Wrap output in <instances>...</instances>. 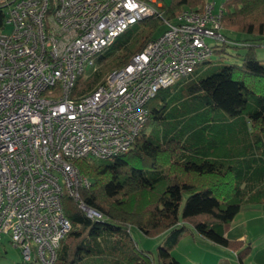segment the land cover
Returning a JSON list of instances; mask_svg holds the SVG:
<instances>
[{
  "label": "trees",
  "instance_id": "16d2710c",
  "mask_svg": "<svg viewBox=\"0 0 264 264\" xmlns=\"http://www.w3.org/2000/svg\"><path fill=\"white\" fill-rule=\"evenodd\" d=\"M202 2L162 1L161 17L130 26L96 56V69L82 84L76 81L73 97L90 93L126 65L161 33L163 20ZM222 6V29L232 36L213 46L217 58L157 91L146 105L147 123L125 153L73 162L90 180L79 188V199L105 220L91 219L77 201L69 208L63 199L71 227L54 264H153L149 251L135 245L132 228L146 237L169 236L157 250L162 264H182L171 250L189 227L235 252L239 262L249 254V244L229 240L225 229L243 205H264V62L254 49L264 42V0H225ZM226 47L244 50L234 54L239 62H226Z\"/></svg>",
  "mask_w": 264,
  "mask_h": 264
},
{
  "label": "built area",
  "instance_id": "2783aa9c",
  "mask_svg": "<svg viewBox=\"0 0 264 264\" xmlns=\"http://www.w3.org/2000/svg\"><path fill=\"white\" fill-rule=\"evenodd\" d=\"M0 27V241L22 261L54 264L71 224L65 196L79 199L90 180L77 159L125 153L147 123L161 88L210 59L207 39L224 41L222 5L183 7L128 63L90 93L73 97L77 75L127 28L161 17L158 0H8ZM96 67L94 68V70Z\"/></svg>",
  "mask_w": 264,
  "mask_h": 264
},
{
  "label": "rangeland",
  "instance_id": "374dc122",
  "mask_svg": "<svg viewBox=\"0 0 264 264\" xmlns=\"http://www.w3.org/2000/svg\"><path fill=\"white\" fill-rule=\"evenodd\" d=\"M162 1L168 2L169 0H162ZM205 1H212L214 2L215 6L218 7L222 5V2H224L225 0H205ZM163 29H164V24L161 30L159 31V33L162 32ZM221 34L227 37L232 36L230 32L225 30H222ZM207 43L210 46H216V45H220L222 42L215 41L212 39H207ZM254 49L257 59L262 60L264 62V42L262 43L259 42ZM225 50H226V54L224 56L228 58L226 62H239L238 57L235 58L234 54L236 53L242 54L244 52L243 49H235L231 47H226ZM216 58L217 55L212 54L209 60L212 62ZM95 67L96 65L84 66L82 73L77 75L76 81L79 84H82L86 80V78L93 73ZM64 201L66 206H68L69 208L72 206L73 200L70 197L65 196ZM255 209H257L258 211H262L264 215L263 208L257 207ZM244 212L251 213L249 212V208L246 205L242 207V213ZM241 215L242 214H240V216L238 217H241ZM253 224H255L254 227H256V229L258 230L255 229H254L255 231L250 230V238L253 240L247 242L250 243V245H253L255 243L254 241L255 239L264 237V216H258L255 221L250 222V226H252ZM130 233L135 245L138 248L149 251L153 264H162L157 258V250L158 247L163 246L168 241L169 236L166 233L156 237H146L134 228L130 230ZM198 238L200 237H198V235L194 232L192 228L190 227L187 228L184 231V236L181 238L180 242H178L177 245H175L174 248L171 250V256L176 260L178 259L183 260L186 264H194L192 261H195L197 259L203 260L205 264H215L213 261V257L217 258L219 254H221L219 252L220 250H217L216 248L217 246H214V244H212L213 246H210L207 240H203L201 238L200 240H198ZM19 262H22V256L19 248H15L9 242L8 237L4 236L2 238V241H0V264H16Z\"/></svg>",
  "mask_w": 264,
  "mask_h": 264
},
{
  "label": "crops",
  "instance_id": "0c3cea01",
  "mask_svg": "<svg viewBox=\"0 0 264 264\" xmlns=\"http://www.w3.org/2000/svg\"><path fill=\"white\" fill-rule=\"evenodd\" d=\"M158 1L160 4L162 3V0L161 1L158 0ZM245 205L249 208V212H251V213H245V212L242 213V207L244 206L243 205L241 207L240 211L226 225V229H225V236L229 240L241 241L243 244H246L248 241H253L250 238V230L251 231L258 230V229H256V227H254L255 224L250 226V222L255 221L258 216H264L262 211H258L257 209H255L257 207L264 209L263 204H258V205H256V204H245ZM253 208H254V210H253ZM240 214H242L241 217H238V216H240ZM249 227H250V229H249ZM183 236H184V233L181 234V236H179L177 243L180 242V240ZM200 238H198V240H200ZM201 239H203V238H201ZM203 240H205V239H203ZM254 241H255V243L253 245H250V243H248L250 246V252L243 259L242 262L238 261L235 252L229 250L226 247L211 243L209 241L208 242H209L210 246H213L212 244H214V246H217L216 247L217 250H220L219 252L221 253V254H219V256L217 258L213 257V261L215 264H264V237L257 238ZM177 243H176V245H177ZM213 248H215V247H213ZM178 260L181 263L186 264L183 260H181V259H178ZM192 262L194 264H205V262L203 260H200V259H197V260L192 261Z\"/></svg>",
  "mask_w": 264,
  "mask_h": 264
}]
</instances>
